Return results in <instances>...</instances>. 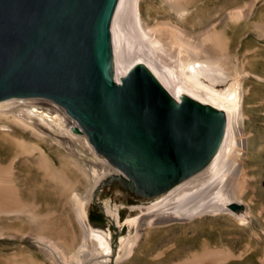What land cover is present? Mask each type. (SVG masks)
<instances>
[{
	"label": "bare ground",
	"instance_id": "1",
	"mask_svg": "<svg viewBox=\"0 0 264 264\" xmlns=\"http://www.w3.org/2000/svg\"><path fill=\"white\" fill-rule=\"evenodd\" d=\"M162 1L176 14L177 22L167 20L150 24L142 15V0H116L109 23L113 79L118 82L129 68L141 63L175 100L187 96L221 110L225 116L224 129L215 152L203 167L174 182L151 199L128 205V208H143L144 211L126 219V223L134 228V233L121 239V255L115 258V264L134 253L144 229L151 230L172 221H189L221 213L234 215L241 223H247L250 217V207L241 201L247 189L244 162L248 144L244 135L246 116L243 106L248 74L241 65L240 71L236 70L239 76L235 77L233 71L235 78H230L233 56L224 31L217 28L214 20L205 25L200 21L196 31L190 30L181 24L188 16L187 0ZM254 2L252 0L247 4L246 10L242 8L228 11L224 20L237 21L246 17ZM253 25L264 37V25ZM203 29L205 32L200 33ZM225 86L227 90L222 93ZM73 125L74 121L65 111L47 99L9 98L0 101V136L6 140L5 146L14 151L9 164L6 167L0 166V216L7 219H29L33 228L39 232L50 229L36 219L37 216L40 217L36 210L38 205L24 201L18 193L19 187L13 170L15 167L11 163L19 155H30L29 161L33 162L41 177L44 176L61 193L68 192L66 201L70 203L80 228V239L71 240L72 251L66 256L71 262H68L105 264L114 257L110 241L102 230L91 227L87 205L93 187L105 176L118 170L94 151L85 134L73 132ZM15 129L28 132L36 142L30 143L17 138L14 135ZM38 141H48L51 146L67 150L68 163L87 179L84 194L74 192L63 169L55 166L54 160ZM6 147V151L10 150ZM231 203L238 208L231 210L228 207ZM117 210L108 208L105 211L103 208L104 215L118 223ZM36 241L43 243L41 253L52 264H60L58 260L63 258L64 251H61L55 239L37 236ZM207 243L199 256L193 255L190 262L177 264H206L207 260L212 264H222L241 256L229 248H210ZM53 253L59 256L58 260ZM16 264L41 262L29 260Z\"/></svg>",
	"mask_w": 264,
	"mask_h": 264
},
{
	"label": "water",
	"instance_id": "2",
	"mask_svg": "<svg viewBox=\"0 0 264 264\" xmlns=\"http://www.w3.org/2000/svg\"><path fill=\"white\" fill-rule=\"evenodd\" d=\"M115 3L0 0V101L43 98L60 106L72 131L118 170L92 192L115 185L141 203L208 162L225 116L187 96L175 100L141 63L114 81Z\"/></svg>",
	"mask_w": 264,
	"mask_h": 264
},
{
	"label": "rangeland",
	"instance_id": "3",
	"mask_svg": "<svg viewBox=\"0 0 264 264\" xmlns=\"http://www.w3.org/2000/svg\"><path fill=\"white\" fill-rule=\"evenodd\" d=\"M251 1L187 0L188 16L181 23L186 28L196 31L200 21L205 25L208 21L214 20L217 28L224 31L233 56L230 78L238 75L237 71L238 69L240 71L241 65L248 74L245 80L243 106V113L246 116L244 135L248 144L244 162L247 189L241 197L243 204L250 207L248 222L241 223L234 215L221 213L189 221H172L155 226L151 230L144 229L134 253L118 264L188 263L193 255L199 256L202 253L207 242L210 248H229L235 254L241 255L222 264H264V37L253 25L254 23L264 25V0H255L251 12L244 18L237 21L224 20V15L228 11L242 8L246 10L247 4ZM141 9L143 17L150 24L167 20L177 22L176 14L170 11L162 0H142ZM204 32L203 29L200 33ZM226 90L227 86L223 87L222 93ZM14 135L30 143L36 142L26 131L15 129ZM5 143L6 140L0 136L1 167H6L14 156L13 149L6 147ZM38 144L51 156L55 166L63 169L72 183L74 192L84 194L87 179L68 163L67 150L51 146L48 141H40ZM5 147L10 150L6 151ZM29 158L30 155L25 157L19 155L11 163V166L15 167L13 170L17 187L20 188L18 193L24 201L38 205L36 210L40 217L37 216L36 219L41 220L44 226L52 230L39 232L33 228L29 219L14 217L7 219L0 216V264H16L29 260L52 264L48 257L41 253L44 245L36 241L37 236L55 239L61 251H64L65 259L63 261L60 257V260L59 256L53 253L54 258L59 259L60 264H71L68 262L70 260H67L72 251L70 243L73 238L80 239V228L70 203L66 201L68 192L63 194L60 189L53 188L43 173L41 177ZM91 195L94 198H90L87 205L88 221L91 227L102 230L107 235L114 257L112 256L105 264H115V258L121 255V239L128 238L134 233V228L126 223V219L133 218L144 209L128 208V205L139 202L115 185L100 186ZM103 208L105 211L108 208L118 209L119 222L104 215ZM27 257H30L29 260ZM209 262L207 260L205 263L212 264Z\"/></svg>",
	"mask_w": 264,
	"mask_h": 264
}]
</instances>
